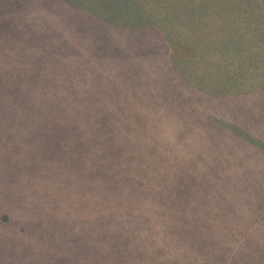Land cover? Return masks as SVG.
<instances>
[{
    "label": "rangeland",
    "instance_id": "1",
    "mask_svg": "<svg viewBox=\"0 0 264 264\" xmlns=\"http://www.w3.org/2000/svg\"><path fill=\"white\" fill-rule=\"evenodd\" d=\"M133 1L103 0V5L111 2L120 7L122 19L129 16L134 7L140 17L133 26H127L125 20L119 27L107 20L89 25V20L87 28V21L80 18L88 17L87 14L68 15L52 9V66L55 53L62 52L72 68L70 73L82 76L87 83L89 67L100 59L104 68L103 76H99L100 92L116 96L128 126L132 128L131 143L135 148L148 151L160 152L163 147L168 155L161 165L168 168L169 177H181L182 168H192L193 173L196 168L207 169L210 172L208 179L213 180V195L203 196L201 205L205 200L214 201L216 211L210 207L206 208L207 212L190 214L184 210V203L189 200L186 195L170 196L171 206L153 212L148 229L136 235L146 236L142 247L150 254L149 260L131 254L127 248L132 245L131 241L119 245L123 254L114 261L103 260L99 255L87 259L84 213L70 209L71 203H68L71 197L69 181L74 175L75 162H35V154L34 162L24 160L21 140L31 123H35L36 109L33 104L32 117L23 121L18 103L17 108L9 103L10 90L19 93L23 68L15 63L7 65L6 41L0 39V264H153V241L161 257L158 264H212L216 259L206 256L208 248L222 242L229 226L236 227L235 234L239 236L242 221L248 220L251 211L264 208V95L256 92L258 95L255 96L245 94L233 98L224 95L225 92L220 94L223 88L211 74L209 56L203 54L192 57L194 67L188 76L196 85L205 87L204 94L182 92L179 81L167 70L165 61L168 50L182 52L181 46L175 47L178 42L165 39L170 34H177L173 35L176 39L177 36L184 38L178 35V26L197 32L202 30L203 24L209 26L207 22L214 19L219 9L224 15L234 3L242 6L250 2L261 6L264 0ZM163 1L171 4L170 7L163 6ZM163 7L167 8L168 16ZM106 8L110 10L109 6ZM145 11L159 16L154 18L158 27L150 24L151 16ZM110 13L114 17V13L119 14L121 10L113 12L112 8ZM220 17L215 19L220 20ZM64 42L70 43L71 47L61 45ZM188 149L192 161L184 159ZM157 156L153 155L154 158ZM205 162H225L231 176L222 179L218 172L222 169L214 170V165L208 166ZM79 163L80 166L84 164ZM194 175L189 174L182 181ZM200 178L198 176L197 183H208L201 182ZM201 189L203 186L198 192ZM203 191L206 192V186ZM74 197L84 203L83 181ZM162 215L167 220L157 224ZM218 220L224 231H216L221 237L213 238L215 233L211 226ZM261 227H264V221L256 231L249 232L245 239L247 245L258 239ZM203 245L207 247L202 249ZM246 249L245 244L240 245V258L248 254ZM256 252L258 255H250L249 260L264 264V240ZM222 258L227 261L225 256ZM217 260L220 264H236L233 262L236 259L231 263L221 262V258Z\"/></svg>",
    "mask_w": 264,
    "mask_h": 264
},
{
    "label": "trees",
    "instance_id": "2",
    "mask_svg": "<svg viewBox=\"0 0 264 264\" xmlns=\"http://www.w3.org/2000/svg\"><path fill=\"white\" fill-rule=\"evenodd\" d=\"M78 2L85 5L77 4ZM96 4L100 6H95ZM106 6H109L110 10ZM112 8L113 12L121 10V13H114V17L110 16ZM52 9L57 12L64 11L68 15L87 14L88 17H80L87 21V28L89 20L93 21H89V25L107 20L119 27L122 26L123 20L127 26H133L137 17H140L139 12H135L134 7H131L130 15H126L128 10L125 12L126 18L122 19V9L111 2L103 5V0H53V2L52 0H6V2L0 0V39L6 41L7 65L15 63L23 68V71H20L22 78L19 79V93L10 90L8 101L13 103L15 108L18 103L23 121L29 116L32 117L33 104L36 109L35 123L30 122L31 127L21 140L24 160L26 158V162H34L35 154L37 159L35 162H75L74 175L69 181L71 197L68 198V203H71L70 209L75 208L76 212L84 213L87 259H95L94 257L99 255L103 260L109 258L114 261L123 254L119 245H127L131 241L132 245L127 247L130 248L131 254L149 260L150 254H147L144 246L142 247L146 236L136 237V235L139 231L148 229L151 223L150 215L153 212L164 211L167 206H171L168 202L170 196L186 195L189 200L184 203V210L189 211L190 214L195 215V211L207 212L206 208L210 207H214L216 211L217 204L214 201L205 200L201 205L203 196L213 195L211 190L213 180L207 177L210 172L207 169L196 168V172L193 173L192 168H182L181 177H169L168 168L161 165L162 162H166L168 155L163 147L160 152L148 151L142 147L135 148L131 143L132 128L128 126L129 123L117 103L116 96L103 95L100 92L99 76H103L104 71L100 59L89 67L87 83L82 76H74L70 73L72 68L62 52L55 53V63L52 66ZM150 16L152 20L150 24L157 26L154 17ZM77 21L82 20L77 19ZM254 21L251 19L252 23L248 21V25L254 24ZM245 24L244 21L238 22L242 28ZM173 35L176 34H170L165 39L168 42H176ZM260 37L259 34L256 43L264 44V37L263 39ZM231 42L230 52L234 62L229 63L228 56L226 63L223 62L220 66L211 65L212 69L226 66V78L230 79L232 75L234 77L246 75L245 68L251 66L249 61L253 60L246 54L242 55L240 47L245 43L251 47L252 39H249V42L243 39L240 45L237 40ZM61 45L71 47V44L66 42ZM175 47L178 48V45ZM1 53L0 50V55ZM189 58L191 59V55L168 50L165 55L167 70L177 78L182 92H191L200 96V93L205 92V87L196 85L189 78V72H185L186 67L191 65ZM257 58L258 62L262 61V66L255 71L261 78L259 86H255V89H245L250 86L245 78L241 87L244 88L243 90L236 92L227 87L224 95L233 98L245 94L255 96L258 95L256 92L264 95V50L258 51ZM34 79L35 83H32ZM233 80L232 83H235V79ZM220 81L223 80L216 82L221 88ZM221 93H224V89H220ZM153 155L158 156L154 158ZM184 159L192 161L189 149L184 152ZM79 162H84L83 166H80ZM205 164L214 165V170L222 169L218 171L222 179L231 176L225 162H205ZM189 174L196 175L189 177L187 181H182V178ZM198 176L201 177V182L208 183H197ZM82 181L86 189L84 203L74 197V193L79 192ZM202 186L203 189L198 192ZM205 186L206 192L203 191ZM179 205L180 208L183 207L180 202ZM251 212L248 220L242 221V233L239 236L235 234L237 228L229 226L222 242L218 241L220 243L216 242L215 246L208 248L206 256L211 255L216 259L212 264H220L217 260L219 258L224 263H231V260L236 259L233 261L236 264H256L249 259L258 255L256 251L263 243L264 227H261L258 239L252 245H247L245 239L249 232L256 231L264 221V208L262 207L258 212ZM8 219L9 217L5 218L6 223ZM166 220V216H159L157 224H162ZM219 221L211 226L214 233L224 231ZM134 228L137 231H134ZM188 228L190 230V227ZM218 236L216 233L213 234V238L221 237L219 234ZM243 244L248 254L240 258V245ZM205 247L207 246L203 245L202 249ZM151 250L155 259L152 263L158 264L161 257L154 241ZM223 256L227 261L222 258Z\"/></svg>",
    "mask_w": 264,
    "mask_h": 264
},
{
    "label": "crops",
    "instance_id": "3",
    "mask_svg": "<svg viewBox=\"0 0 264 264\" xmlns=\"http://www.w3.org/2000/svg\"><path fill=\"white\" fill-rule=\"evenodd\" d=\"M233 2H235V0H233ZM162 5L169 8L171 4H168L166 1H163ZM165 7L163 8L168 16V11ZM145 12L149 13L148 11ZM149 14L152 15L154 18L159 17L154 13ZM217 16H221L220 20L215 19ZM251 19L252 21L255 20V23L250 25V27L248 25V21L251 22ZM212 20L207 22L209 23V26L203 24L202 26L204 27L202 28V30H197V32L196 30L190 32L188 31V29L185 30L184 26H178V35H183L185 37L179 39V37L177 36V39L175 38L174 41L178 42L177 45L178 47L181 46L180 48L182 50L181 53H177L191 55V59L189 58L190 60H192V57L196 56L197 54L208 55L211 65L219 64L220 66L221 64H223V62H227L228 56L229 63L234 62L233 56L230 52V44H232V40L239 41L240 45L243 39L245 40V42H249V39H252L253 45H251V47L248 45V43H245L244 45L242 44L240 46L242 55L246 54L249 58H253V62L249 61L251 63V66L245 68L246 70L244 69L246 71V75L242 77H234L232 75L230 76L231 79L229 77L226 78V66L220 69L211 68V74L215 80H223L220 81L222 82L220 85H222L221 87L224 89V92H226L227 87L233 89V91L235 90L236 92L243 90L244 88L241 87L244 83L245 78L247 81L250 82V86L245 89H255L254 87H258L260 81L259 74L256 75L255 71H258V69L260 68L259 66H262V61L258 62L257 54L258 51L264 50V47H262L264 45L263 42L258 44V42L256 43L255 40L259 39V34L261 35L260 39H263L264 37V4L260 6L256 3L253 4L250 2H246L243 3L241 6V3H234L231 5V10L225 12L224 15L221 14V10L219 9L215 14L214 19ZM239 21H244L246 23L243 28L241 27V25H238ZM156 24L158 27V22ZM191 40H193L192 43L190 42ZM222 44H224V46ZM235 61L237 62V58H235ZM190 63L191 65L186 67L185 72H189V70H192V68L194 67V63L192 61H190ZM233 79H235V83H232V81H234ZM254 81H256V83L252 85Z\"/></svg>",
    "mask_w": 264,
    "mask_h": 264
}]
</instances>
